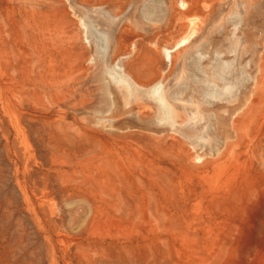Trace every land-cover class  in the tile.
Listing matches in <instances>:
<instances>
[{
  "label": "rangeland",
  "instance_id": "rangeland-1",
  "mask_svg": "<svg viewBox=\"0 0 264 264\" xmlns=\"http://www.w3.org/2000/svg\"><path fill=\"white\" fill-rule=\"evenodd\" d=\"M0 2V264H264V0Z\"/></svg>",
  "mask_w": 264,
  "mask_h": 264
},
{
  "label": "bare ground",
  "instance_id": "bare-ground-1",
  "mask_svg": "<svg viewBox=\"0 0 264 264\" xmlns=\"http://www.w3.org/2000/svg\"><path fill=\"white\" fill-rule=\"evenodd\" d=\"M1 1V0H0ZM182 1V5L184 6H186V2H189L188 0H181ZM1 3V2H0ZM43 3V2H42ZM75 3L76 4H80V5H83V6H85V7H93V9H95V8H104V7H106V8H116V9H119V8H122L121 6L123 5V3H124V0H75ZM191 3V2H190ZM3 4V3H2ZM1 4V5H2ZM194 4V3H193ZM188 5V4H187ZM5 6V5H4ZM50 7V6H49ZM95 7V8H94ZM174 7H175V5H174ZM177 7V6H176ZM1 8V7H0ZM7 8H8V6H7ZM56 8V7H55ZM186 8V7H185ZM2 9V8H1ZM6 9V8H5ZM9 9V8H8ZM53 9V8H52ZM92 9V10H93ZM193 9V8H192ZM3 10V9H2ZM120 10V9H119ZM188 10V9H187ZM190 10V9H189ZM8 11H10V9L9 10H7L6 12L8 13ZM1 12V11H0ZM62 13H63V11H62ZM64 13H66V12H64ZM6 14V13H5ZM27 14V13H26ZM40 14H41V12L40 13H38V15H36V16H34V18H33V20L31 21V23H32V25H33V28L34 29H36L37 30V34L36 35H34L33 37H32V39H31V42H32V45H36L35 47H37V46H40V48L42 47H44V46H46V43L48 42V44H49V42H50V44L51 43H54V42H56L57 41V39L59 38V37H57V36H52V34L50 33V31H49V25L51 24V27L50 28H53L52 27V23H50V21H48V19L45 17L44 19L43 18H41V16H40ZM67 14V13H66ZM11 14H9L8 15V19H9V17H11L10 16ZM35 15V14H34ZM44 15V14H43ZM59 15H60V13H59ZM62 15V14H61ZM61 15H60V17H61ZM69 15V14H68ZM29 16V15H28ZM46 16V15H45ZM56 16V15H55ZM1 17V16H0ZM68 16H64V18H67ZM5 18H6V20H7V17H6V15H5ZM2 19H4L3 18V16H2ZM54 19V18H53ZM68 19V18H67ZM50 20H51V18H50ZM65 20V19H64ZM1 21V20H0ZM66 21V20H65ZM65 21H63V22H65ZM9 22V21H8ZM23 22H24V24H23ZM52 22V21H51ZM70 22V21H69ZM11 23V22H10ZM10 23H8V24H10ZM28 23V22H27ZM30 23V24H31ZM57 23V22H56ZM75 23V22H74ZM73 23V24H74ZM1 24H3V22L1 23ZM22 24H23V26L25 27L26 26V21H25V18H24V21H23V19H22ZM59 24V23H58ZM66 24V23H65ZM7 25V24H6ZM17 25V24H16ZM69 25V24H68ZM3 26V25H2ZM10 26V25H9ZM53 26H54V29L56 30V25L55 24H53ZM14 27V26H13ZM129 28V27H128ZM12 29V28H11ZM65 30V29H64ZM64 30L62 31V32H64ZM125 31H126V29H124ZM131 30V29H130ZM4 31V30H3ZM15 31V30H14ZM122 31H123V29H122ZM184 31V30H183ZM120 32V31H119ZM9 33H11V32H9ZM124 31L123 32H120L119 33V35H118V40H117V43H116V45H117V48H118V50H119V53H122L123 51H120V49H122L123 47H125L124 46V44H125V42H128V41H130V40H132V39H134V38H136V36L134 35V34H129L128 36H125L124 34ZM63 34V33H62ZM65 34V33H64ZM0 35H1V31H0ZM57 35H59V33H57ZM66 36H67V34H66ZM69 36V35H68ZM2 37V36H1ZM167 37V36H166ZM67 38V37H66ZM139 39V38H138ZM3 40V39H2ZM60 40V39H59ZM4 41V40H3ZM23 41V40H22ZM14 43V42H13ZM56 44V43H55ZM64 44V43H63ZM57 45H58V43H57ZM71 45V44H70ZM53 46V45H52ZM69 46V45H68ZM41 48V49H42ZM50 48V47H49ZM175 48V47H174ZM174 48H166V49H164L165 50V57L167 58V57H169V62L170 63H174L175 62V59H177L174 55H172V51L174 50ZM39 49V48H38ZM44 49V48H43ZM42 49V50H43ZM63 49H64V47H63ZM123 49H126V47L125 48H123ZM176 49V48H175ZM37 50V49H36ZM70 50V49H69ZM74 50V49H73ZM116 50V49H115ZM117 51V50H116ZM115 51V52H116ZM118 52V51H117ZM116 52V53H117ZM118 54V53H117ZM39 56H40V54H39ZM38 57V56H37ZM44 57H46V56H44ZM40 58V57H39ZM181 58V57H180ZM41 59V58H40ZM37 60H39V59H37ZM50 60V59H49ZM40 61V60H39ZM42 63V62H41ZM158 66H160V65H158ZM263 67V66H262ZM261 69V68H260ZM264 76V75H263ZM11 79V78H10ZM261 83H262V81H261ZM263 83H264V81H263ZM260 88V87H259ZM263 89V88H262ZM259 90V89H258ZM258 90H257V92H258ZM152 91H154V90H152ZM262 93V92H261ZM153 94V93H152ZM257 94V93H256ZM258 94H259V92H258ZM156 95V94H155ZM154 96V95H153ZM158 96H156V99L158 100H160L161 101V104H162V101H163V97L162 96H159V98H157ZM256 97H258V95L256 96L255 95V98ZM255 98H252L253 100L255 99ZM256 100V99H255ZM254 100V102H257V101H255ZM253 102V103H254ZM164 103V102H163ZM251 107H254V106H251ZM249 108V107H248ZM247 114H250V113H247ZM250 115H252V114H250ZM248 117V116H247ZM249 118H250V116H249ZM243 119L244 118H242L240 121L238 120V121H234L233 122V128L236 130H234V132H235V134H237L238 132H239V130L240 129H242L241 128V123L240 122H242L243 121ZM246 119V118H245ZM245 121V120H244ZM237 132V133H236ZM240 134V133H239ZM238 135V134H237ZM240 136H241V134H240ZM237 137H239V136H237ZM239 138H241V137H239Z\"/></svg>",
  "mask_w": 264,
  "mask_h": 264
}]
</instances>
